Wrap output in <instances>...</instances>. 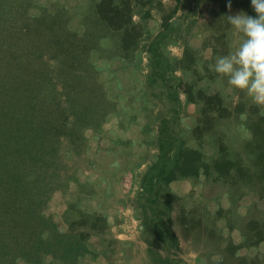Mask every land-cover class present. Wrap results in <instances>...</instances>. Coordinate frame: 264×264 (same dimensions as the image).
Returning <instances> with one entry per match:
<instances>
[{
  "label": "rangeland",
  "instance_id": "rangeland-1",
  "mask_svg": "<svg viewBox=\"0 0 264 264\" xmlns=\"http://www.w3.org/2000/svg\"><path fill=\"white\" fill-rule=\"evenodd\" d=\"M17 1L26 5L25 0H0L1 25L23 19L15 13ZM30 1L28 14L42 23L23 24L45 30L20 42L29 52L26 58L38 66L42 55L49 70L61 60L62 73L78 62L70 68V81H54L55 95L48 93L57 105L63 103L62 111L65 105L69 109L66 128L62 121L54 124L57 140L47 165L55 177L43 210L61 231L71 227L85 236L88 252L78 264H241L242 259L264 264V241L249 243L244 235L251 221L264 217V199L257 194L245 189L233 194L222 182L206 183L203 174L197 181L160 182L151 201L141 187L158 158L162 119L180 141L210 156L211 147L201 142L205 113L199 95L223 100L226 110L219 114L235 139L229 145L249 136L243 116L257 105L244 91L227 87V78L211 66L239 40L226 15L243 10L255 16L251 0H230L231 8L229 0ZM5 57L0 53V60ZM153 60L161 66L174 61L176 69L164 78L150 76ZM176 90L179 102L173 101ZM186 93L195 101L187 102ZM240 100L243 107L237 109ZM257 108L264 116V106ZM208 113L218 115L216 109ZM167 193L177 198L166 203ZM145 215L151 217L147 225Z\"/></svg>",
  "mask_w": 264,
  "mask_h": 264
},
{
  "label": "trees",
  "instance_id": "trees-1",
  "mask_svg": "<svg viewBox=\"0 0 264 264\" xmlns=\"http://www.w3.org/2000/svg\"><path fill=\"white\" fill-rule=\"evenodd\" d=\"M25 3L22 7V2H16L20 8L15 13L23 19L18 18L11 25H8L7 19L8 26L1 25L3 18L0 19V42H3L0 43V53L7 56L0 60V264H19V260L26 264H78V259L88 252L85 236L72 232L71 227L61 231L43 214L46 206L44 194L49 191L55 177L54 170L47 165L57 140L52 138L53 133L57 135L54 124L62 121L61 126L66 128L63 119L67 116L64 112L69 109L65 105L62 111L59 105L61 107L63 103L57 105L55 98L52 100L49 94L55 95L57 84H53L54 81H61L63 85L70 81L71 69L78 67V62H71V69L64 73L61 70L65 65L61 60H57L51 70L42 62V55L38 56V66L31 64L30 58H26L29 52L20 42L32 38V32L38 29L23 23H36L41 21V17L30 16L27 10L32 2L25 0ZM10 10L14 12L13 6ZM44 30L38 31L37 36ZM6 40L11 43L7 44ZM161 64V61L153 60L149 75L164 78L166 71L171 73L176 69L174 61H163V66ZM56 71L57 77L50 75ZM96 86L100 89L101 85L98 83ZM178 95L177 90L172 93L174 102H179ZM103 96L104 93L102 99L105 100ZM186 98L187 102L195 101L188 93ZM199 98L205 113L201 142L211 147L210 156L207 157L200 146L194 148L180 141L173 131L174 127L171 128L169 121L162 119L157 139L158 158L143 176V192L150 196L151 201L154 194L157 198L155 189L160 182L179 179L197 181L203 174L206 183L222 182L228 190L233 189V194L245 189L246 194L255 193L264 199V116L257 106L252 107L250 113L243 116L249 136L244 143L229 145L227 141L235 139L227 133L225 115L219 114L221 110H226V106H222L223 100H218L217 96L206 98L199 95ZM64 103L70 104L69 93ZM243 103L240 100L237 109L243 107ZM52 104L55 113L49 109ZM211 109H216L218 115L209 116ZM206 123H210L211 128L206 127ZM172 198L177 197L167 193L166 203H172ZM150 218L145 215L143 223L148 224ZM169 222L172 223L171 220ZM164 230L167 235L171 234L167 232L168 228ZM244 235L251 241L249 243L264 241V217L251 221ZM227 249H230V244ZM241 261V264L247 263L243 259Z\"/></svg>",
  "mask_w": 264,
  "mask_h": 264
},
{
  "label": "clouds",
  "instance_id": "clouds-1",
  "mask_svg": "<svg viewBox=\"0 0 264 264\" xmlns=\"http://www.w3.org/2000/svg\"><path fill=\"white\" fill-rule=\"evenodd\" d=\"M251 6L255 16L243 10L226 15L239 40L234 49L215 58L211 69L227 78V87L244 91L254 104L264 106V0H251Z\"/></svg>",
  "mask_w": 264,
  "mask_h": 264
}]
</instances>
